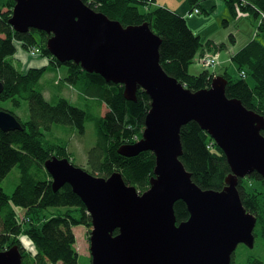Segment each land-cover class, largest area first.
<instances>
[{"label":"water","instance_id":"95a60500","mask_svg":"<svg viewBox=\"0 0 264 264\" xmlns=\"http://www.w3.org/2000/svg\"><path fill=\"white\" fill-rule=\"evenodd\" d=\"M14 1L9 23L17 33L45 32L50 36L46 49L60 63L74 62L122 85L129 101L137 102L139 90L151 99L142 139L118 150L124 157L155 155L154 177L144 193L119 173L104 179L67 158L45 162L52 188L70 185L91 216L92 264H232L240 244L254 248L257 218L244 208L237 187L253 173L264 179V116L228 98L222 76L209 89L191 92L168 75L161 65L162 40L147 23L124 27L82 0ZM192 121L226 155L231 174L222 191L201 189L180 160L181 129ZM0 129L23 126L14 114L0 110ZM178 201L190 215L180 224ZM0 264H23L19 248L1 251Z\"/></svg>","mask_w":264,"mask_h":264},{"label":"trees","instance_id":"16d2710c","mask_svg":"<svg viewBox=\"0 0 264 264\" xmlns=\"http://www.w3.org/2000/svg\"><path fill=\"white\" fill-rule=\"evenodd\" d=\"M82 1L124 27L149 24L162 40V67L186 89L191 92L209 89L212 80L222 76L228 81V98L238 99L247 109L264 116V44L257 39L251 40L234 58L240 73L245 72L246 76L248 74L254 79V87L246 77L232 79L227 74L211 72L210 67L198 75H191L190 66L202 43L188 26L186 18L163 7L153 9L151 4L155 0ZM204 1L188 0L191 13L195 9H198V15L205 13L201 8ZM225 2L237 18L253 17L258 22L257 36H264V0ZM14 6L15 1L8 0L7 10L0 13V77L4 85L0 101H10L16 108L26 101L30 118L22 122L13 111L6 110L17 117L23 129L12 132L0 129V252L17 246L23 256V264H79L74 229L84 226L90 231L91 216L70 185H64L57 191L52 188V178L45 168V162L53 156L67 158L74 164L76 153L69 148L67 140L71 129L60 126L72 127L80 136L85 135L87 112L74 106L73 102L81 98L101 105L106 113L99 118L98 140L88 151L87 164L82 169L104 179L119 173L127 185L144 193L154 177L155 155L146 151L135 157H124L118 150L142 139L151 99L144 90H139L137 102L129 101L124 96L122 85L107 83L102 76L88 73L74 62L60 63L46 50L47 34L41 32L39 41L34 34L38 31L21 34L12 28L9 21ZM16 42L26 51L38 47L42 56L48 58V66L31 68L26 73L20 71L10 59L16 54ZM49 66L68 69L67 76L61 82L57 81V85L62 90L63 84L75 89L78 92L77 95L75 93L76 101L60 98L53 106L47 100L39 85ZM181 140L183 155L180 160L191 174L192 181L203 190L222 191L226 187L227 176L231 174L224 151L194 121L182 127ZM15 168L19 170V183L8 195L2 184ZM255 181L260 184H255ZM237 188L244 208L257 218L255 243L257 238H261L264 244V179L253 173L240 179ZM51 208L64 210L47 218L46 212ZM174 209L177 224L189 219L188 208L183 201H178ZM24 238L28 240L23 242ZM27 244L32 249L27 248ZM232 264H236L234 254ZM251 264L264 263L254 259Z\"/></svg>","mask_w":264,"mask_h":264},{"label":"rangeland","instance_id":"374dc122","mask_svg":"<svg viewBox=\"0 0 264 264\" xmlns=\"http://www.w3.org/2000/svg\"><path fill=\"white\" fill-rule=\"evenodd\" d=\"M7 1L8 0H0V13L7 10ZM214 4L215 7H212ZM178 5L186 8L187 24L195 35L201 38L202 43L201 50L199 51L193 64L190 66V74L198 75L203 72V67H205V69L210 67L209 70L211 72H217L221 75L227 74L229 77L236 80L242 79L239 67L234 61V58L237 55L235 52H238L243 44L253 39H257L264 44V36H257L258 22L251 16H239L240 18H237L233 10L226 4V2L224 6L222 4V6L217 7L214 0H205L201 4V8L205 13L202 12L198 15L194 12V14L190 17L189 11L191 9L188 0H183L182 2L180 0H155V2L151 4L153 9H155V7H163L170 11H173V9ZM34 34L38 40L41 41L40 33L37 32ZM16 45V54L10 59L20 71L26 73L31 67H28L27 69L23 68L25 65L19 51H21L29 60H46L47 64L49 63L48 58L42 56V54H30L28 50L26 51L22 48L19 42H16ZM198 62H200V64H198ZM33 64L35 65V63ZM47 64L36 63L38 67H42ZM67 71L68 69L65 66L59 68L49 66L41 80L39 88L42 92H45L44 94L47 97V100L53 106L58 103L60 98H70L76 101L75 97L78 92L75 89L63 84L62 90L58 86V82H61L63 77L67 76ZM245 79L252 87H254L255 81L251 76L247 74ZM73 103L74 106L87 112L85 135L80 136L72 127H60L71 129L69 131L70 136L68 135L67 140L69 142V148H73L76 153V160L73 158L74 164L78 167L84 168L87 164L88 151L97 143L99 134V118L104 116L106 109L87 99L78 98V101ZM0 108L13 111L22 122H27L30 118L28 103L26 101H22L20 108H16L10 101H0ZM18 183L19 170L18 168H15L4 180L2 187L6 194L11 195L18 186ZM254 183L260 184L257 181ZM63 210L64 209L51 208L46 212L47 218H50L54 213L58 211L61 212ZM79 227L81 228L80 231L75 232L74 230L77 242L76 251L79 255V264H92L90 234L94 229L91 228L90 231H88V229L84 226ZM26 240L28 239L24 238L23 242ZM254 259L260 260L264 263V244L261 238L256 239L253 249L244 244H240L234 253V261L236 264H251Z\"/></svg>","mask_w":264,"mask_h":264},{"label":"crops","instance_id":"0c3cea01","mask_svg":"<svg viewBox=\"0 0 264 264\" xmlns=\"http://www.w3.org/2000/svg\"><path fill=\"white\" fill-rule=\"evenodd\" d=\"M181 2L183 1V0H180ZM215 2H216V5H217V7L218 6H222V4H223V6L225 5V0H214ZM223 2V3H222ZM208 7V6H207ZM212 7H215V4L212 6ZM172 12H175L176 14H178V15H180V16H182V17H184V18H187V10H186V8H184V7H182L181 5H178V6H176V8H174L173 9V11ZM194 13H191V10L189 11V17L190 16H192ZM188 17V18H189ZM251 41V40H250ZM249 41V42H250ZM249 42H246L245 44H243L242 46H241V48H240V50L239 51H241ZM17 46V45H16ZM238 51V52H239ZM238 52H235V53H238ZM19 54H20V56H21V58H22V60H23V62H24V69H27L28 67H31V68H43V67H47L48 66V64H47V61L46 60H39V59H33V60H29L21 51H19ZM203 56V55H202ZM201 58V57H200ZM200 58H199V60H200ZM198 60V61H199ZM201 62V61H200ZM200 62H198V64H200ZM33 63H35V65H36V63H39V64H47V65H45V66H42V67H38V65H34ZM224 63V62H223ZM30 68V69H31ZM203 70H205V67H203ZM197 71H198V69H197ZM217 73V72H216ZM75 230V232H77V231H80L81 230V228L80 227H78V228H75L74 229ZM27 246V248H29V249H32V247L30 246V245H26Z\"/></svg>","mask_w":264,"mask_h":264},{"label":"built area","instance_id":"2783aa9c","mask_svg":"<svg viewBox=\"0 0 264 264\" xmlns=\"http://www.w3.org/2000/svg\"><path fill=\"white\" fill-rule=\"evenodd\" d=\"M196 12V14H198V9H195L192 13ZM30 54H41V51L39 50L38 47H35L34 49L29 50ZM242 77H246V73L242 72L241 74Z\"/></svg>","mask_w":264,"mask_h":264},{"label":"flooded vegetation","instance_id":"af4514ba","mask_svg":"<svg viewBox=\"0 0 264 264\" xmlns=\"http://www.w3.org/2000/svg\"><path fill=\"white\" fill-rule=\"evenodd\" d=\"M39 33H41V32H39ZM43 33H45V32H43ZM45 34H47V33H45ZM48 35V34H47ZM47 37H49L50 38V36L48 35ZM17 47V46H16ZM47 50V49H46Z\"/></svg>","mask_w":264,"mask_h":264},{"label":"bare ground","instance_id":"6f19581e","mask_svg":"<svg viewBox=\"0 0 264 264\" xmlns=\"http://www.w3.org/2000/svg\"><path fill=\"white\" fill-rule=\"evenodd\" d=\"M6 111V110H5Z\"/></svg>","mask_w":264,"mask_h":264}]
</instances>
